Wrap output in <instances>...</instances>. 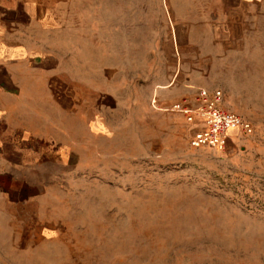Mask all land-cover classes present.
<instances>
[{"label": "rangeland", "instance_id": "374dc122", "mask_svg": "<svg viewBox=\"0 0 264 264\" xmlns=\"http://www.w3.org/2000/svg\"><path fill=\"white\" fill-rule=\"evenodd\" d=\"M195 2L54 0L52 28L33 29V64L51 69L70 147L33 165L19 212L0 203V264H264V27L217 45L198 27L196 44L174 43ZM171 71L221 90L254 132L219 151L191 147L185 118L147 123ZM96 100L107 128L93 134L77 113Z\"/></svg>", "mask_w": 264, "mask_h": 264}, {"label": "crops", "instance_id": "0c3cea01", "mask_svg": "<svg viewBox=\"0 0 264 264\" xmlns=\"http://www.w3.org/2000/svg\"><path fill=\"white\" fill-rule=\"evenodd\" d=\"M195 1V21L172 27L174 43L196 44L198 27L205 28L206 41L213 45L231 44L235 39L245 42L252 27L262 35L264 0ZM54 7V0H0V203L13 205L11 209L18 212L26 192L23 187L33 190V165H44L41 159L53 151L64 162L70 147L68 142H58L69 131L70 112L64 103L54 100L48 84L51 69L38 66L45 62L35 55L33 64V29L52 28ZM170 75L155 89L156 111H150L149 96L145 102L147 123L154 114L157 119L180 124L184 117L169 107L182 99L192 101L201 88L177 71ZM98 94L101 96V89ZM80 103L83 106L77 116L84 123L86 120L88 130L93 134L105 130L101 101L96 100L88 110L85 101Z\"/></svg>", "mask_w": 264, "mask_h": 264}, {"label": "built area", "instance_id": "2783aa9c", "mask_svg": "<svg viewBox=\"0 0 264 264\" xmlns=\"http://www.w3.org/2000/svg\"><path fill=\"white\" fill-rule=\"evenodd\" d=\"M181 114L187 123L195 126L189 145L213 147L223 151L235 133L251 135L254 132L252 123L242 114L224 105L221 90L197 89L192 101L182 99L174 102L168 109Z\"/></svg>", "mask_w": 264, "mask_h": 264}]
</instances>
